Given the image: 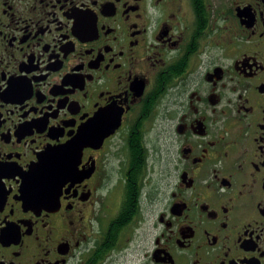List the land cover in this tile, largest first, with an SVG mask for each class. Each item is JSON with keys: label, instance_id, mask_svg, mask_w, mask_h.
<instances>
[{"label": "flooded vegetation", "instance_id": "1", "mask_svg": "<svg viewBox=\"0 0 264 264\" xmlns=\"http://www.w3.org/2000/svg\"><path fill=\"white\" fill-rule=\"evenodd\" d=\"M0 264H264V0H0Z\"/></svg>", "mask_w": 264, "mask_h": 264}]
</instances>
